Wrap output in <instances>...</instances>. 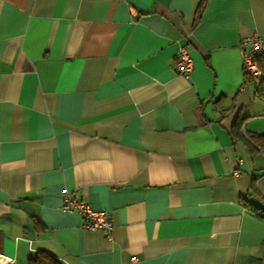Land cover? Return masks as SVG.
Returning a JSON list of instances; mask_svg holds the SVG:
<instances>
[{"label": "crops", "instance_id": "crops-1", "mask_svg": "<svg viewBox=\"0 0 264 264\" xmlns=\"http://www.w3.org/2000/svg\"><path fill=\"white\" fill-rule=\"evenodd\" d=\"M0 0V254L264 264V0ZM184 45L188 76L176 71ZM246 81V82H245ZM110 214L83 227L62 194Z\"/></svg>", "mask_w": 264, "mask_h": 264}, {"label": "built area", "instance_id": "built-area-1", "mask_svg": "<svg viewBox=\"0 0 264 264\" xmlns=\"http://www.w3.org/2000/svg\"><path fill=\"white\" fill-rule=\"evenodd\" d=\"M239 47L243 59V72L245 77H251L259 81L262 70L257 64L255 56L264 53V39L256 34L243 37L239 41ZM176 71L188 76L192 69V59L184 45H179L175 53ZM62 210L77 212L84 218L83 227L87 229L103 230L108 235L112 232L110 214L103 210L91 208L85 201L72 197L68 191L62 194ZM15 259L4 257L0 254V264H14Z\"/></svg>", "mask_w": 264, "mask_h": 264}, {"label": "trees", "instance_id": "trees-1", "mask_svg": "<svg viewBox=\"0 0 264 264\" xmlns=\"http://www.w3.org/2000/svg\"><path fill=\"white\" fill-rule=\"evenodd\" d=\"M204 0H201L199 4V9L202 7ZM257 64L262 70V77L259 81L261 84L264 80V53L257 54L255 56ZM245 80L254 81L251 77H245ZM246 82V81H245ZM232 134L234 137L242 139L246 141L249 145L253 147H262L264 148V134H260L257 132H247L245 135L236 127V124L232 127ZM264 201V200H263ZM243 203L249 208L254 210L259 216H264V207L256 206L252 204L248 199H244ZM1 240V238H0ZM27 264H61L59 260L54 258L49 252L45 250H38L35 254V257L28 259Z\"/></svg>", "mask_w": 264, "mask_h": 264}]
</instances>
